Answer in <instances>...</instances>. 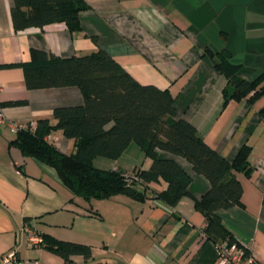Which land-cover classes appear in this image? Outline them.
I'll use <instances>...</instances> for the list:
<instances>
[{"label":"crops","instance_id":"crops-1","mask_svg":"<svg viewBox=\"0 0 264 264\" xmlns=\"http://www.w3.org/2000/svg\"><path fill=\"white\" fill-rule=\"evenodd\" d=\"M79 14L82 31L71 35L63 23L15 32L13 0H0V66L26 63L32 49L60 58L106 51L136 81L167 89L175 99L177 118L191 123L203 140L231 161L238 150L251 148L250 175L237 173L242 206L219 211L237 241L264 264V96L254 105L230 101L222 107L227 84L205 53L227 51L241 65L240 76L255 79L264 68V0H85ZM92 38H96L95 43ZM24 101L18 106L10 102ZM76 87L28 90L19 67L0 68V262L11 252L14 264H65L41 246L24 248V219L40 235L91 247L92 257L73 264H217V248L203 236V215L194 201L209 183L183 159L167 153L191 176L189 195L170 208L156 194L166 183L147 185L144 201L125 195L86 201L74 196L56 171L10 147L16 134L9 123L55 124L57 107L80 105ZM48 142L65 154L74 141L61 131ZM151 160L132 143L116 161L95 158L104 170H146ZM27 245V243H26ZM23 250V251H22Z\"/></svg>","mask_w":264,"mask_h":264},{"label":"trees","instance_id":"trees-1","mask_svg":"<svg viewBox=\"0 0 264 264\" xmlns=\"http://www.w3.org/2000/svg\"><path fill=\"white\" fill-rule=\"evenodd\" d=\"M88 9L85 0H13L10 14L15 32L63 23L74 35L82 31L79 14ZM92 39L97 42L96 38ZM205 53L213 60L215 70L227 80L222 91L223 108L230 101L242 100L251 106L264 96V68L255 79L247 80L240 76L242 67L232 62L229 52ZM13 67L23 70L28 90L76 87L83 102L55 108V124L41 119L33 130H18L9 142L10 147L53 168L61 183L74 196L86 201L120 194L144 201L147 185L163 181L166 189L155 197L170 208L189 195L191 176L175 160L161 157V153L179 157L210 186L201 199L194 201L195 209L204 217L205 240L216 246L239 244L218 213L242 206V187L236 174L250 175L253 171L248 160L249 146L243 145L233 160H227L203 140L195 126L177 118L175 99L169 90L139 83L101 48L68 58L32 49L28 62L0 66ZM23 104L24 101L8 103ZM259 113L264 116V108ZM54 131H61L64 137L74 141L73 154L62 153L48 142ZM132 143L152 162L146 170L131 171L137 180L125 182L124 173L129 171L94 166L98 157L116 161ZM30 221L25 218L24 224L29 225ZM40 236L43 240L40 246L62 258L65 264H73L75 256L85 260L92 257L89 246L46 234Z\"/></svg>","mask_w":264,"mask_h":264},{"label":"built area","instance_id":"built-area-1","mask_svg":"<svg viewBox=\"0 0 264 264\" xmlns=\"http://www.w3.org/2000/svg\"><path fill=\"white\" fill-rule=\"evenodd\" d=\"M6 123V118L4 114V109L0 106V125ZM33 124H16V123H9V129L12 133L16 134L18 130H33ZM124 180L127 183H130L132 180H137L134 176V173L129 171L124 173ZM26 240L27 246L29 248H35L40 246L43 242L42 237L40 234L35 232L31 227L25 225L23 229ZM217 248V264H260L257 260L256 256L246 247L241 245L240 243H233V244H220L216 246ZM16 260V253L11 252L4 256L1 259V264H14ZM33 264H37L34 262Z\"/></svg>","mask_w":264,"mask_h":264},{"label":"rangeland","instance_id":"rangeland-1","mask_svg":"<svg viewBox=\"0 0 264 264\" xmlns=\"http://www.w3.org/2000/svg\"><path fill=\"white\" fill-rule=\"evenodd\" d=\"M26 242H27V240H23V242H21V244H22V246L24 247V248H27L28 246L26 245ZM23 251V250H22Z\"/></svg>","mask_w":264,"mask_h":264},{"label":"water","instance_id":"water-1","mask_svg":"<svg viewBox=\"0 0 264 264\" xmlns=\"http://www.w3.org/2000/svg\"><path fill=\"white\" fill-rule=\"evenodd\" d=\"M0 264H1V262H0Z\"/></svg>","mask_w":264,"mask_h":264}]
</instances>
